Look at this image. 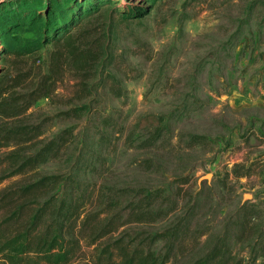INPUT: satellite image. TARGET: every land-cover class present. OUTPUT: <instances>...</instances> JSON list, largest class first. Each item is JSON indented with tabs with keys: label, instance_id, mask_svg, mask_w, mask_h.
<instances>
[{
	"label": "rangeland",
	"instance_id": "1",
	"mask_svg": "<svg viewBox=\"0 0 264 264\" xmlns=\"http://www.w3.org/2000/svg\"><path fill=\"white\" fill-rule=\"evenodd\" d=\"M85 14L92 39L102 28L111 36L106 66L87 79L91 92L65 73L52 96L12 119L41 122L46 138L72 133L40 171L68 172L86 194L161 188L167 215L118 232H153L189 216L168 264H187L207 248L208 236L244 203L264 231V0H0V60L11 70L46 72L54 36ZM23 45L32 52L21 64L13 49ZM161 119L166 127L153 140L150 122ZM190 134L206 139L192 144ZM242 254L243 264H264V254Z\"/></svg>",
	"mask_w": 264,
	"mask_h": 264
},
{
	"label": "trees",
	"instance_id": "2",
	"mask_svg": "<svg viewBox=\"0 0 264 264\" xmlns=\"http://www.w3.org/2000/svg\"><path fill=\"white\" fill-rule=\"evenodd\" d=\"M114 13L126 19L127 10L117 9ZM89 21L85 14L54 36L46 72L40 66L33 73L30 67L11 70L4 65L5 57L0 60L4 66L0 69L2 264H168L184 243L182 235L190 226L189 216L153 232L133 230L126 233L127 237L126 228L118 232L125 224L151 225L167 215L161 206L165 199L161 188L128 186L122 195L104 196L100 189L86 194L82 182L68 172L39 169L45 162L60 157L71 142L69 129L46 138L42 136L41 122L12 121L25 114L38 99L52 96L65 73H76L80 76L78 90L85 95L91 92L87 79L97 75V67L106 66V57L111 55V36L102 28L92 39L95 29L88 27ZM13 51L21 64L32 52L24 45ZM82 108L73 106L67 112L76 114ZM150 127L156 140L166 124L161 119L156 125L150 122ZM205 139L190 134L188 141L203 143ZM6 180L10 181L1 186ZM248 208L246 203L237 207L233 218L208 236L207 248L192 255L187 264H243L242 253L246 249L252 260L263 255L264 231L256 212ZM159 240L164 242L163 251L153 247ZM257 245L260 249H255Z\"/></svg>",
	"mask_w": 264,
	"mask_h": 264
},
{
	"label": "water",
	"instance_id": "3",
	"mask_svg": "<svg viewBox=\"0 0 264 264\" xmlns=\"http://www.w3.org/2000/svg\"><path fill=\"white\" fill-rule=\"evenodd\" d=\"M202 178L206 179V181L210 180V178H211V173L208 172L207 174L203 175Z\"/></svg>",
	"mask_w": 264,
	"mask_h": 264
}]
</instances>
